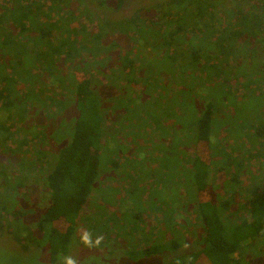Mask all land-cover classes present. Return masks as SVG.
Segmentation results:
<instances>
[{"label": "trees", "instance_id": "1", "mask_svg": "<svg viewBox=\"0 0 264 264\" xmlns=\"http://www.w3.org/2000/svg\"><path fill=\"white\" fill-rule=\"evenodd\" d=\"M5 1L16 5L3 7L0 19L8 16L14 32L25 34L28 39L32 69L30 75H27L31 77L29 98L32 107L29 106V110L33 117V128L39 124L36 121L40 120L41 127L36 128L43 129L42 121L56 116L49 108L55 104H58L61 112L73 104L75 111L69 127L66 126L68 140L61 144L57 152L44 150L41 145V142L46 141V129L40 135L30 136V153H36L37 158L43 160L39 172L44 171L42 181L48 194V205L42 210L34 208L30 197H27L26 201L29 200L30 205L29 201L24 202L23 207H29L28 215L35 222L27 224L26 238L12 234L22 251L28 252L34 247L46 250L49 264H56L67 256L73 242L77 240L78 224L86 218L84 207L95 192L99 191L100 195L98 181L103 178L101 163L105 157V136L109 133L105 132L108 104L93 89L87 72L90 66L94 65L96 69L102 65L106 74L113 75V67L117 64L121 70L127 67V74H135V66H138L136 70L139 72L146 57L144 51L151 49L161 50L159 59L167 62L172 70L178 68L179 71H189L191 85L199 84L203 87L214 78L228 75L233 79L230 87L242 91L247 97L254 95V90H259L261 81L264 82V73L260 74L262 70L255 68L261 62L258 47L264 51V0H229L231 7L222 5L220 0H168L163 8L156 9L153 17L144 18L141 12H134L117 24L106 21L104 26L97 25L89 34H84L87 24L83 18H79L84 16L83 13H74L70 8V0ZM105 1H113L119 9L127 0ZM107 29L126 35L131 48L115 54L112 46L104 43L103 35L110 34ZM84 54L89 55V64L83 61ZM99 54H102L101 57ZM113 55L117 63L108 61L107 57L115 59ZM239 55L244 56V61L240 60ZM74 59L78 61L73 62ZM252 60L257 62L252 63ZM245 61L249 65L244 70L242 67ZM262 69L264 72V67ZM158 71L164 72L159 68ZM175 72L173 70L172 74ZM157 75L162 76L156 71ZM41 76H45L46 84L40 88L37 84L41 82ZM114 76L120 74L117 72ZM124 78L134 83L133 78ZM67 91H70L69 97ZM2 94L0 92V96ZM36 100L47 108L34 109L33 106L38 104ZM188 107L191 116L185 133L188 146H192V156L188 168L186 212L192 217L188 226L197 223L202 233L197 250L177 253L162 264H249L242 257L243 246L264 239V120L244 119L249 139L257 142L256 148L262 149L261 152L248 150V155L256 161L258 158L262 161L261 164L258 162L254 166L243 167V156L233 158L228 153L222 159L217 158L219 153L216 154L214 150V141L219 131L216 133L213 101L191 103ZM62 127L61 131L57 128L54 133L64 139ZM170 128L172 133L168 132V135L172 136L174 131H179L176 124L168 125L167 130ZM248 129H253L250 131L253 134L248 133ZM218 165L220 167L216 168ZM229 166L231 176L228 184L233 185L232 193L226 195L224 191L212 192L211 182L215 173L223 172ZM34 171L37 172L32 167L28 177ZM31 177L35 181L36 177ZM249 182L252 189L242 198L241 191ZM243 212L247 216H243ZM234 213H239L240 217L234 218ZM84 220H91V217ZM113 220L112 223L120 226L127 235L134 227L118 225V220ZM2 227L0 223V229ZM170 229L175 235L180 233L175 225ZM6 230L12 233L10 228L6 227ZM97 230L98 233L105 231L104 225L98 224V221L89 229L88 234H92L90 238ZM138 230L135 228L134 233ZM180 235L183 237V234ZM181 236V240L173 237L164 246L144 245L136 255L149 257L158 253H176L183 244Z\"/></svg>", "mask_w": 264, "mask_h": 264}, {"label": "rangeland", "instance_id": "2", "mask_svg": "<svg viewBox=\"0 0 264 264\" xmlns=\"http://www.w3.org/2000/svg\"><path fill=\"white\" fill-rule=\"evenodd\" d=\"M167 2L168 0H127L117 9L113 1L70 0V8L76 14L83 13L84 16L79 18H83L87 24L84 34H89L97 25L104 26L106 21L117 24L134 12H141L144 18L153 17L156 9L163 8ZM220 2L226 7H231L229 0ZM6 5L14 6L16 3L0 0V10L3 7L8 8ZM107 30L110 34L103 35L104 43L112 46L115 54L131 48L126 35ZM258 48L261 52V62H258L255 68L261 69L260 74H263L264 51ZM28 50L30 49L25 34L14 32L8 16L1 18L0 92L3 94L0 96V223L4 227L0 229V264H49L46 250L34 247L28 252L22 251L13 237L19 234L23 239L26 238V226L35 222L34 218L28 215L29 207H23V203L29 201H26L27 197H30L34 208L42 210L48 205V194L42 181L44 171L39 172L43 160L37 158L36 153H30V136L40 135L41 131L46 129V141L41 142V145L44 150L57 152L61 144L68 140L66 126L69 127V122L75 114L73 104H69L68 109L62 112L58 104L54 107L48 106L56 116L44 119L43 129L36 128L41 127L40 120L36 121L39 124L33 128V117L29 110L31 77L27 75H30L32 65ZM159 54L161 50L146 49L142 67L138 72V66H135V74H127V67L124 66L121 70L117 64L113 67V75L106 74L102 70L104 68H101L102 65L96 68L99 70H96L94 65L87 70L93 89L99 93L103 102L108 104V111L105 112V132L109 133L105 136V157L101 163L103 178L98 181L100 195L98 196L99 191L95 192L91 201L84 207L83 214L86 218L78 224L77 240L73 242L67 256L56 264H162L171 260L177 253L199 248L201 227L197 223L188 226L192 217L186 212L192 146L187 144L185 131L191 116L188 107L191 103L202 104L212 100L215 104L216 133L219 131L218 138L214 141V150L216 154L219 153L217 158L222 159L225 154L230 153L233 158L243 156V167L258 162L261 164V158L256 161L248 155V150L261 152L262 149L256 148L257 142L249 139L244 119L264 120V82L261 81L259 90H254L252 96L261 94L255 97H246L242 91L233 90L230 87L233 79L228 75L214 78L203 87L199 84L191 85L192 77L189 71L174 68L176 72L172 74L170 65L159 59ZM101 55L99 54V57ZM83 57V61L89 64V55L84 54ZM113 57L115 58L114 55ZM239 57L244 61V56ZM107 58L108 61L117 63L116 58ZM77 61L78 59L73 60ZM255 62L257 61L252 60V63ZM248 65L245 61L242 68L245 70ZM70 66L72 68V65ZM70 68L67 67V70ZM158 68L164 72L158 71ZM156 71L162 76H156ZM117 72L122 79L120 76H114ZM124 77L133 78L134 83L127 82ZM44 78L45 76H41V82L38 81L40 88L46 84ZM67 92L69 97L70 91ZM36 102L38 104L33 106L34 109L47 108L37 100ZM170 124L179 127V131H174L172 136L168 135V132L172 133V129L167 130ZM61 126L64 139L58 138L54 133L57 128L61 131ZM248 131L253 134L250 132L253 129ZM47 159L51 161L49 157ZM32 167L38 172H31V176L36 177L35 181L33 177H28ZM219 167L220 165L216 166ZM229 171L230 166L223 172L215 173L211 182L212 192L224 191L226 195L232 193L233 185L228 184L231 176ZM244 174L248 177V174ZM236 188L239 190L238 185ZM251 189L252 184L249 182L241 191V197L244 198V194ZM244 215L247 216L245 212ZM88 216L91 220H84ZM238 216L239 213H234V218ZM107 218L110 220L107 221ZM114 218L118 220V225L129 228L134 226L129 235L120 226L112 223ZM94 221L103 224L105 231L98 233L97 230L90 238L92 234L88 233L95 225ZM172 225L176 226L183 237L180 233H172ZM6 227L10 228L12 233L6 230ZM135 228L139 229L137 234L134 233ZM180 236L184 240L182 239L183 244L176 253H158L149 257L136 255L144 245L164 246L173 237ZM262 239L243 246L242 257L249 264H264Z\"/></svg>", "mask_w": 264, "mask_h": 264}]
</instances>
